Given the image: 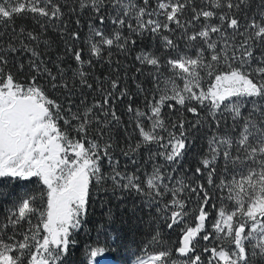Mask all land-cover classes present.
I'll return each instance as SVG.
<instances>
[{"label":"snow or ice","instance_id":"snow-or-ice-1","mask_svg":"<svg viewBox=\"0 0 264 264\" xmlns=\"http://www.w3.org/2000/svg\"><path fill=\"white\" fill-rule=\"evenodd\" d=\"M0 264H264V0H0Z\"/></svg>","mask_w":264,"mask_h":264},{"label":"trees","instance_id":"trees-1","mask_svg":"<svg viewBox=\"0 0 264 264\" xmlns=\"http://www.w3.org/2000/svg\"><path fill=\"white\" fill-rule=\"evenodd\" d=\"M173 241L178 242L179 239V233L170 234Z\"/></svg>","mask_w":264,"mask_h":264}]
</instances>
